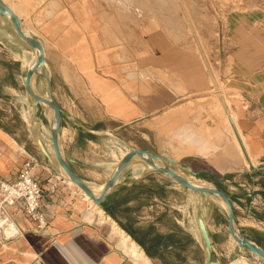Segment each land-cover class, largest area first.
Masks as SVG:
<instances>
[{
    "label": "crops",
    "instance_id": "1",
    "mask_svg": "<svg viewBox=\"0 0 264 264\" xmlns=\"http://www.w3.org/2000/svg\"><path fill=\"white\" fill-rule=\"evenodd\" d=\"M32 34L44 46L45 66L50 63L55 70L46 74L62 109V154L96 192L104 188L120 160L101 159L95 149L98 138L105 135L114 143L119 140L129 149L140 148L125 136L138 122L170 107L185 93L202 92L210 86L201 60L162 32L151 33L139 42L135 38L125 47L129 51L139 46L147 50L134 59L129 58L130 68L135 66L136 69L130 72L123 71L126 65L115 57L123 54L121 47H117V43L106 44L104 33L90 25L88 28L69 23L52 26L47 45L37 33L32 31ZM234 57L232 75L249 76L250 90L264 97V58H254L255 54L247 47L239 48ZM23 59L0 56V177L11 181L17 178L27 160L35 162V176L44 190L41 210L45 225L39 226L20 204L12 206L17 233L9 236L8 232L7 237L0 229V264H154L153 261L161 262L160 258L177 256L184 238L180 240L176 230L180 226L186 229L179 218H175L176 225L163 230L161 217L171 206L179 210V201L170 203V189L184 193L187 188L152 169L144 160L135 158L121 171L102 204L91 202L78 186L70 184L60 173L54 148L51 149L53 114L50 108H45L49 126L44 128L37 119L41 105L35 106L26 91L29 67ZM14 65L19 66L17 74L10 70ZM139 65L144 70H156L155 75L146 80L145 92L138 73ZM33 87L39 94L49 93L48 82L43 77H36ZM262 107L264 109V104ZM97 114L99 119L92 120L91 116ZM236 129L240 136L239 127ZM233 155L234 160L224 165L220 163L224 166L221 176H217L215 170L202 171L205 177H219L226 183L224 191L233 203L238 226L239 211L249 220L248 225H264V153L258 155V164L248 154V165L239 152ZM171 166L185 175L181 170L183 164L172 163ZM148 177L158 181L156 186L148 182ZM103 203L109 206L112 215ZM226 217L228 219V214ZM207 227L209 229L210 225ZM243 233L264 249L260 238ZM210 236L214 258L217 243L211 233ZM171 237L176 243H170ZM230 237L237 243L231 234ZM193 238L196 239L194 235Z\"/></svg>",
    "mask_w": 264,
    "mask_h": 264
},
{
    "label": "rangeland",
    "instance_id": "2",
    "mask_svg": "<svg viewBox=\"0 0 264 264\" xmlns=\"http://www.w3.org/2000/svg\"><path fill=\"white\" fill-rule=\"evenodd\" d=\"M4 1L19 16L21 13L25 29L37 33L46 45L49 44L47 35L50 28L55 25L69 23L85 28L90 25L94 29L101 30L106 37V44L117 43V47L123 50L122 55L115 57L126 65L123 71L127 72L136 71L135 66L130 68L129 58L134 59L147 52L140 46L129 51L125 47H128L130 41L135 38L137 41L144 40L147 35L154 32L164 33L170 41L195 54L201 60L209 77L210 86L202 92L185 93L170 107L141 120L135 129L125 134L127 139L140 148L147 147L176 157L184 163L181 170L191 178H194L190 171L191 167L194 170H215L217 176L222 175L220 173L224 171L222 165L226 161L234 160V155L232 158H226L221 150L215 151V148L225 149L228 140L235 145L232 147L234 154L239 152L247 165L248 154L253 162L258 164V155L264 153L262 107L264 97L260 98L257 96V91L250 90L249 76L235 77L232 72L234 61L236 62L234 54L239 48L247 47L255 54L254 58H264V0ZM11 41L14 42L12 45L15 50L26 52L21 57H24L26 66L32 67L35 63L33 51L15 33L9 19L0 14V56L11 60L21 58L19 56L16 58L6 46ZM245 43L249 44L245 46ZM142 68L138 66V73L145 81H141L142 90L145 92L146 80L154 76L156 70ZM10 70L17 74L19 66H11ZM51 71L55 72L53 65L49 63L43 72L50 74ZM157 72L159 74L161 70ZM237 79L243 82L239 83ZM38 87L41 89V86ZM42 90L45 91V88ZM45 108L48 107L41 105L37 116L44 128L49 126ZM99 117L98 114L91 116L92 120H98ZM231 117L236 123L232 122ZM235 126L239 127L240 136ZM108 138L102 135L97 139L95 149L101 159L106 161L113 158L120 159L130 150L119 140L114 143ZM197 147L207 149L209 152L214 151L208 155L201 154L197 151ZM60 173L67 180L62 170ZM201 177L197 178L203 184H213L223 191L226 190L227 186L223 179L219 180V177L213 178L209 175ZM147 179L151 185L156 186L155 183H158L155 179L151 181L152 177ZM169 195L170 203L176 204L179 201L180 206L179 210L171 206L164 211L161 217V229L173 228L176 225L175 218H179L186 230L180 226L176 232L180 240L184 238V243L181 245L182 250L176 252L177 256L160 258L161 262L153 261L154 264H205L204 240L196 219L199 208L203 212L206 224L210 225L209 233L217 243L213 261L227 264L235 258H240L234 261V264H264L254 253L237 246V243L231 239L227 213L218 198L213 195L205 197L188 188L184 193L170 189ZM90 201L94 202L93 199ZM238 215L239 230L264 242V225L258 223L248 225L249 220L244 218L241 211ZM6 223H9V236L15 235L16 224L13 221ZM4 225L5 223L1 224Z\"/></svg>",
    "mask_w": 264,
    "mask_h": 264
},
{
    "label": "water",
    "instance_id": "3",
    "mask_svg": "<svg viewBox=\"0 0 264 264\" xmlns=\"http://www.w3.org/2000/svg\"><path fill=\"white\" fill-rule=\"evenodd\" d=\"M0 14L5 16L12 24L15 33L22 38L31 49H38L39 55L37 56L35 63L32 67H29L26 74V91L32 98L35 106L38 104L45 105L47 103L48 108H52L55 117V127L51 123V138L52 144L55 152V156L60 167L65 171V173L71 178V180L77 184L85 193H87L97 204H102L106 199L108 194L112 191L119 174L121 171L135 158H140L152 166L153 169L165 173L170 178L180 183L184 187L191 189L193 191L199 192L205 197L209 195H216L222 197L227 204V214H228V229L231 236L237 241L240 247L249 249L251 252L259 256L264 260V249L261 248L257 243L250 240L243 232L239 230L236 224V215L233 203L231 202L229 196L216 185H199L192 182L191 178L187 175L181 174L172 168L171 164H184L183 162L177 160L174 157L167 156L164 154L152 152L148 149L143 148H131L126 154H124L112 175L105 182L104 188L96 193L95 190L83 180L69 165L68 160L63 156L60 147V131L62 124V109L59 102L56 100L53 94V87L50 77L43 72L45 67V50L43 44L38 38H36L30 31H25L24 22L22 18L4 1L0 0ZM43 77L48 82L49 93L47 95L39 94L35 91L33 87V77ZM44 153L51 158L49 152L42 146ZM161 161V162H158ZM192 176H198L202 170H194L192 167L190 169ZM196 218L198 226L204 240V248L206 252L205 264H213V244L211 236L205 222L203 212L199 208L196 212Z\"/></svg>",
    "mask_w": 264,
    "mask_h": 264
},
{
    "label": "built area",
    "instance_id": "4",
    "mask_svg": "<svg viewBox=\"0 0 264 264\" xmlns=\"http://www.w3.org/2000/svg\"><path fill=\"white\" fill-rule=\"evenodd\" d=\"M35 165L33 160H27L17 178L11 181L0 177V219L14 222L10 208L20 204L32 220L38 221L39 226L45 225V216L41 210L44 190L35 176ZM2 229L8 237L5 229Z\"/></svg>",
    "mask_w": 264,
    "mask_h": 264
},
{
    "label": "bare ground",
    "instance_id": "5",
    "mask_svg": "<svg viewBox=\"0 0 264 264\" xmlns=\"http://www.w3.org/2000/svg\"><path fill=\"white\" fill-rule=\"evenodd\" d=\"M14 10V9H13ZM15 11V10H14ZM25 31L27 32V30L25 29ZM14 43V42H13ZM6 45V44H5ZM9 49H10V51L11 52H13V54H15L16 55V57L17 56H19V57H21L23 54H26V52L25 51H23V50H19V51H17V50H15L14 48H13V45H12V42H11V44H8V45H6ZM26 50H28V49H26ZM30 50V49H29ZM32 51H33V53H34V56H33V58L36 60V58H37V56L39 55V50L38 49H31ZM28 52V51H27ZM30 53V52H29ZM46 62V61H45ZM35 83H36V76H34L33 77V85H35ZM43 104H45V105H47V103H43ZM49 112L51 113V114H53V120H52V126L53 127H55V117H54V112H53V109L50 107V109H49ZM231 120H232V122H234V123H236L235 122V120L233 119V117H231ZM37 124V123H36ZM217 127H219V126H217ZM223 127H225V126H223ZM236 127V126H235ZM221 128L222 127H220V130H221ZM196 130V129H195ZM198 130V129H197ZM225 130V129H224ZM200 131V130H199ZM197 132V131H196ZM222 132V131H221ZM202 134V133H201ZM204 136H206V135H204ZM181 137V136H180ZM203 138V137H202ZM205 141V140H204ZM208 141V140H207ZM198 142V141H197ZM229 143V144H228ZM228 143H227V145H226V147H225V149H216L215 148V151H219V150H221V152H222V154L223 155H225L224 157H226V158H232V156H233V151H232V147H234L235 145H234V143L233 142H231V141H229L228 140ZM201 146V145H200ZM192 148V147H191ZM197 151L199 152V153H201V154H210L211 152H213V151H207V149H204V148H202V147H197ZM61 170L63 171V173L67 176V180H68V182L70 183V184H73V185H75V186H78L77 184H75L72 180H71V178L65 173V171L61 168ZM189 178H191V177H189ZM66 179V178H65ZM191 180H192V182H194V183H196V184H199V185H207V184H203L202 182H201V180L200 179H198L197 177H195L194 176V178H191ZM105 186V185H104ZM208 186V185H207ZM79 187V186H78ZM80 188V187H79ZM95 189H97V187L95 188ZM80 190H82L81 188H80ZM83 191V190H82ZM84 192V191H83ZM96 192V191H95ZM96 193H98V192H96ZM84 194L87 196V198L89 199V200H92V198L87 194V193H85L84 192ZM213 196H215L216 198H218L220 201H221V203L224 205V207L227 209V204H226V202H225V200L222 198V197H219V196H216V195H213ZM197 219V218H196ZM3 223H5V225L4 226H1V224H3ZM0 226H1V228H4L5 229V231H6V233H8L9 232V230H8V227H9V223H6V219L4 218V219H0ZM15 228V227H14ZM12 230V229H11ZM13 232V231H12ZM123 232H125V231H123ZM201 236V235H200ZM127 238H129L128 236H126ZM203 242V241H202ZM137 243V242H136ZM136 246V245H135ZM213 262H215V261H213ZM216 263V262H215ZM216 264H218V263H216Z\"/></svg>",
    "mask_w": 264,
    "mask_h": 264
},
{
    "label": "trees",
    "instance_id": "6",
    "mask_svg": "<svg viewBox=\"0 0 264 264\" xmlns=\"http://www.w3.org/2000/svg\"><path fill=\"white\" fill-rule=\"evenodd\" d=\"M206 173L205 172H201L200 175H205ZM103 207L105 208V210H107L111 215H112V212L109 208V206L106 204V203H103ZM170 243H176V241L171 237V240H170Z\"/></svg>",
    "mask_w": 264,
    "mask_h": 264
}]
</instances>
